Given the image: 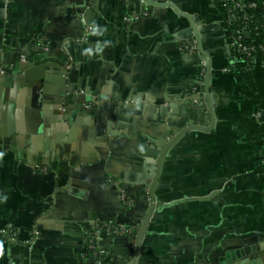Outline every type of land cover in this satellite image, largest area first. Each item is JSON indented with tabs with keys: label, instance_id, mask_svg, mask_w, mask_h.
<instances>
[{
	"label": "crops",
	"instance_id": "0c3cea01",
	"mask_svg": "<svg viewBox=\"0 0 264 264\" xmlns=\"http://www.w3.org/2000/svg\"><path fill=\"white\" fill-rule=\"evenodd\" d=\"M90 1L84 8L85 0H0L1 66L14 67L17 57L69 63L65 76L51 61L32 83L0 81V230L16 233L0 237V264L130 261L134 239L101 235L107 255L99 258L89 234L110 221L136 232L150 204L145 163L155 169L157 143L192 118L180 116L185 105L174 101L205 91L187 19L144 0ZM152 1L195 16L203 48L212 51L216 121L165 156L155 188L163 207L135 264H264V125L256 116L264 59L241 71L223 0ZM70 88L98 96L95 119L54 121Z\"/></svg>",
	"mask_w": 264,
	"mask_h": 264
},
{
	"label": "water",
	"instance_id": "95a60500",
	"mask_svg": "<svg viewBox=\"0 0 264 264\" xmlns=\"http://www.w3.org/2000/svg\"><path fill=\"white\" fill-rule=\"evenodd\" d=\"M90 0H85V5H83L84 8H87L90 6ZM144 2L149 7H155V8H164V7H171L175 13L184 19H187L191 25V28L193 30V38L186 39L190 46H194V52H199L198 58L201 62H204L203 67L206 70L205 76H204V93H194L191 95H188L186 98L178 97L177 100L174 101L175 104L184 106L183 111L181 110L180 116L184 115H190L192 118L186 123V125L180 129V131L173 137L169 139L161 140L157 143V146L155 149L152 150L153 153V159L151 161L153 164H155V169H149L148 163H145L144 167V176L145 181L149 183V197H150V204L148 207V210L145 214V217L141 224L137 227L136 230V236L133 243V255L130 261H128L126 264H135L137 262L139 252L141 245L143 243V240L145 236L148 233L149 230V223L150 220L155 213V211L161 209L163 205H160L157 203L156 195H155V188L161 173V168L163 164V160L169 150L186 134L193 130H200V131H211L215 125V115L213 110V101H212V92L210 88V78H211V49H204L202 45V36H201V29L199 27V24L195 20V16L183 13L180 11L173 3H157L152 0H144ZM194 42V43H193ZM192 44V45H191ZM54 61L58 63L59 69L61 72V76H65L68 74L67 67L69 66V63H65L61 59H52L49 57H46L44 59H41L40 61H33L30 62L28 60H23L21 57H17L14 61V67H8L3 66L2 70L0 71V81L6 82L7 84H17L20 83L21 85L32 83V79L35 77L34 72H39L43 65L50 66L49 62ZM39 69H35V68ZM74 89H68L63 96H61L60 99L57 100V105L59 106L60 102L63 103L64 108L66 111H60L59 114L56 115L55 120L57 121L59 119H68V116H71L74 114V117L78 122H83L87 120L95 119L97 116L96 111H86V104L91 101V98H88L86 94L82 95H76L73 94ZM70 93V95L67 96V94ZM166 100L168 102V98L166 97ZM194 101H198L199 105L197 106L196 110H191L190 107L193 104ZM206 102V107L204 108V104ZM123 104V105H122ZM130 104L127 103H120L119 106L121 108L127 106ZM62 107V105H60ZM129 106V105H128ZM60 107V108H61ZM72 107V108H71ZM201 113H205V117L210 120V124L208 126H202L200 125L201 121ZM120 114L121 111H120ZM120 119V117H119ZM107 134L110 135L109 128L107 129ZM120 134V133H118ZM107 136V135H106ZM149 160V159H148ZM144 181V180H143Z\"/></svg>",
	"mask_w": 264,
	"mask_h": 264
},
{
	"label": "built area",
	"instance_id": "2783aa9c",
	"mask_svg": "<svg viewBox=\"0 0 264 264\" xmlns=\"http://www.w3.org/2000/svg\"><path fill=\"white\" fill-rule=\"evenodd\" d=\"M223 5L226 8L228 15H229V22H239V21H248L250 19V16L248 13H241L239 14L238 11L239 9H244V8H251L255 7L256 4H244L242 0H223ZM126 21L130 22L132 18L126 17ZM244 31L241 29H236L230 32V39H229V44L232 50L236 53L237 58L240 59L241 61H245L246 59L250 58L253 56V53L256 51V48L247 44L244 39ZM195 47V44H194ZM261 50H263V55H264V46L260 47ZM25 58H23L24 60ZM264 59V57H263ZM2 67L0 65V71L2 70ZM81 94H85L84 90L78 91ZM91 101H89L86 104V111H93L94 106H95V100L98 98L97 95H93L90 97ZM257 119L259 124L264 125V119H263V114L261 111H258L257 114ZM126 205H131L132 200L127 199ZM118 235V236H128L132 239H135L136 232L131 228L127 226H122L118 225L113 221L108 222L107 224H98L96 226V229L89 234V243L88 247L92 252H94L99 258L105 257L107 255V252L103 249H101L98 245V239L100 238L101 235ZM2 236H9L11 238L16 237V233L14 232L13 228L10 227L9 230H0V237Z\"/></svg>",
	"mask_w": 264,
	"mask_h": 264
},
{
	"label": "trees",
	"instance_id": "16d2710c",
	"mask_svg": "<svg viewBox=\"0 0 264 264\" xmlns=\"http://www.w3.org/2000/svg\"><path fill=\"white\" fill-rule=\"evenodd\" d=\"M244 4H256L255 7L239 9L238 13H248L250 19L248 21H239L232 22L230 24V30L241 29L244 31L245 42L256 48V51L253 53V56L243 61L240 64L241 71H244L245 67H248L249 64L255 58H262L263 50L260 49L261 46H264V0H242ZM259 111L263 114L264 119V105L259 108Z\"/></svg>",
	"mask_w": 264,
	"mask_h": 264
}]
</instances>
